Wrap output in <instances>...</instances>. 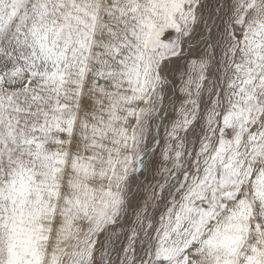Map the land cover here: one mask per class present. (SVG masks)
<instances>
[{
    "label": "snow or ice",
    "instance_id": "obj_1",
    "mask_svg": "<svg viewBox=\"0 0 264 264\" xmlns=\"http://www.w3.org/2000/svg\"><path fill=\"white\" fill-rule=\"evenodd\" d=\"M0 264H264V0H0Z\"/></svg>",
    "mask_w": 264,
    "mask_h": 264
}]
</instances>
